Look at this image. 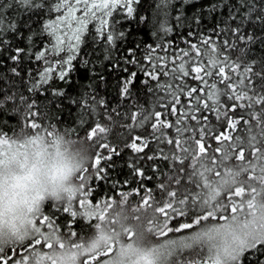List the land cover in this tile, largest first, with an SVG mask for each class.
I'll return each mask as SVG.
<instances>
[{
  "label": "snow or ice",
  "instance_id": "snow-or-ice-1",
  "mask_svg": "<svg viewBox=\"0 0 264 264\" xmlns=\"http://www.w3.org/2000/svg\"><path fill=\"white\" fill-rule=\"evenodd\" d=\"M141 2L5 0L0 4V69L6 61L16 62L8 69L16 77L6 78L0 71V156L6 155L13 145L18 149L39 145L40 129L46 136L53 135L44 128L41 118L44 114L35 107L36 101L31 95H25L15 84L5 88L2 82L20 77L17 69L27 58L35 59L41 66L29 73L32 83L25 86L28 94L48 85L53 73L58 80L68 83L80 45L86 42L82 37L89 16L99 22L97 33L106 42L104 58L110 61L111 70L127 73L116 82L119 96H132L131 86L139 72L147 77L142 84L155 82L147 91L165 110H146L132 104L124 111L119 105L112 107L97 92L70 98L80 109L78 121L84 138L94 141L91 164L78 167V187L65 188L64 196L55 195L41 204L43 196L37 193L31 200L25 198L18 202L13 198L9 205L0 203V264H244L249 254H264V61L258 67L256 61L245 64L241 73L240 63L232 61L230 55L222 58L219 55L235 48L233 38L245 41V46L238 49L241 55L247 45L264 43L261 34L264 33V0H180L179 14L175 16L172 15L173 0H148L147 15L139 11ZM80 5H83V16L77 17ZM184 5L194 9L190 18L184 13ZM12 8L17 9L18 15L21 9L57 13L63 9L66 15L49 17L33 31L31 17L4 23L3 12ZM221 8L227 11L222 20L218 15ZM120 13L126 15L119 17ZM205 18L217 21L210 29L212 35L204 37L200 32L190 31V36L199 39L195 43L188 40V49H179L178 55L175 50L167 57L158 55L157 48L164 49L158 43L155 47L143 45L144 52L138 57L141 45L135 44L120 58L110 59L113 48L119 51L117 41L122 44L131 35L119 27L121 19L136 28L148 27L153 35H166L172 31L173 20L176 24L188 20L200 26ZM237 19L240 23H236ZM246 24L253 30L252 34L244 31ZM61 26L72 32L74 42L67 49L60 34ZM22 29H27V34ZM45 34L49 37L46 42ZM92 38L95 40L96 36ZM18 39L28 43L21 47ZM37 40L48 46L37 48ZM87 55L81 56L86 67L91 63L84 58ZM145 60L147 65L143 63ZM177 60L178 65L168 67L169 62L175 65ZM129 65L137 70L129 71ZM226 69L235 73L236 78ZM193 73L192 79L200 86L189 87L183 83ZM92 78L105 83L103 72H95ZM53 94L55 98L65 97L66 91L53 90ZM181 96L185 101L182 102ZM9 112L23 118V126L17 121L19 131L9 128L3 118ZM209 113L215 121L223 122V131L215 130ZM169 116L175 119L169 120ZM116 128L128 132L130 139L124 141V147L137 154L129 164L132 180H114L112 191L94 201L91 197L98 187L96 181H108L115 164L113 157L121 154L107 140ZM25 129L35 131H29L31 139L26 143L17 144V137L23 136ZM134 129H145L146 135L132 136ZM241 130L245 133L243 136H233ZM74 131L71 127L66 130L68 134ZM116 136L119 138L122 133L117 132ZM153 141L157 149L148 155L145 150ZM159 144L170 146L171 155H163L162 159L170 162L171 174H165L164 180L146 188L145 182L152 181L156 173L146 176L137 162L154 160L163 152ZM120 183L135 184L133 191L140 197L138 205H129L131 191L119 192V200L112 194ZM17 204L25 209L21 214L17 213ZM50 207L60 208L70 218L86 219L89 223L81 232L87 230L90 235L85 238L69 228L65 239L53 215L45 214ZM188 230L189 235H175ZM72 237L78 239L73 241Z\"/></svg>",
  "mask_w": 264,
  "mask_h": 264
},
{
  "label": "trees",
  "instance_id": "trees-1",
  "mask_svg": "<svg viewBox=\"0 0 264 264\" xmlns=\"http://www.w3.org/2000/svg\"><path fill=\"white\" fill-rule=\"evenodd\" d=\"M5 0H0V4H3ZM8 2H11V0H8ZM50 2H54V0H50ZM174 8L172 9V15H178L179 12L177 11L180 9L181 4L180 0H173ZM147 6H148V0H142L141 4L139 5V11L142 14L147 15ZM135 7V5H134ZM197 7H199V4L197 3ZM81 11H83V5L78 6ZM184 13L187 17H191L192 12L194 9L188 5L183 6ZM65 14L66 12L62 9L60 13H57L55 11L48 12L46 9H35L32 11L27 10H20V14L18 15L17 9H7L3 12V20L4 23L7 24L9 20H13V22L28 20V17H31V20L29 23L31 24V27L33 31L37 30L42 26L41 21H45L51 17L55 19L56 16ZM99 15V14H98ZM114 15H116L114 13ZM126 15V13H120L119 17H123ZM219 18L222 20L227 15V11L223 8L218 10ZM93 18L88 20L87 24V30L83 34L82 39L86 41L85 43H82L80 45V54L77 55V60L73 61L74 65V71H71L69 73V82L65 83L63 81H60L56 78V74H52V79L50 80L48 85H44L43 88L37 89L31 94H28L25 91L26 85H31L32 83V77L29 75L30 72H35L39 70L41 67L38 62L35 59H27L25 58L23 61V64L20 68L17 69V71L20 73V77L15 79H5L2 83L5 88L8 86L15 84L16 88H18L21 92H25V95H31V98L36 101L35 107L40 109V111L44 114L43 117V125L44 128H46L48 131H52L55 129L57 132H62L65 134L66 138H69L71 140L80 141L83 139L86 143H89L90 145L94 143V141H88L84 138V134L82 132L81 126L78 121V113L80 112V109L77 107L76 104L71 103L70 98H76L79 97L82 93L85 92H97L99 93V97H103L112 107H116L117 105L120 106V108L124 111L129 110V106L132 104H136L137 106H143L146 110H157V111H165L163 108H161L156 103V97L153 96L151 93L147 91L148 87H154L155 82H149V84L146 86L141 83L142 80L147 79L142 73L138 72V75L136 77V80L134 84L131 86L132 89V96L131 97H120L118 92V85L117 81L120 79L121 76H126L127 73L120 72L119 70L112 71L110 66V61L104 58V47L106 46V42L103 38L99 36L97 33V29L100 27L99 22L97 20H92ZM111 17L109 20L111 21ZM217 21L215 19H209L205 18L200 26H197L196 24L190 23V21L186 20L182 22L181 24H176L175 21L170 22V26L172 27V31L164 34H157L153 35V30L141 26L140 28H136L134 24H129L127 20H120L119 27L122 30L128 31L131 33L129 37L125 39V41L121 44L119 41H117V46L119 47V51H116L115 48L112 49L110 53V59L115 60L120 58L122 55L125 54V50L133 47L135 44H140L141 49L138 52V57L142 56L144 52L143 45L151 44L153 47H155L156 44H162L164 45V49L157 48V54L160 56H170L173 54V51H176V54L178 55L179 49H188V40H191L192 42H197L199 39L196 36H190L189 33L192 30H195L197 32L201 33V36H211L212 33L210 29L212 28L213 24ZM236 23H240L239 19H237ZM235 26V25H233ZM223 27V26H221ZM22 31L27 34V29H22ZM244 31L248 34H252L253 30L249 25L244 26ZM259 32V30H256ZM264 35V33H261ZM96 36V39L94 40L92 37ZM45 42L49 39L47 34L43 37ZM52 42H55V38L52 37ZM213 39L215 37L213 36ZM28 42L24 39H18V44L21 47L26 46ZM217 44L220 43L219 40L216 41ZM232 43L235 45L234 49H228L226 53H219L221 55V58L223 55L227 54L230 55L231 60L235 61L237 63L241 64V69L239 70L241 73L243 72V67L245 64H250L252 61L257 62V67L259 66V63L261 61H264V43H261L260 41H257L256 43L249 44L244 49V54L241 55L240 49L241 47L245 46V41H236L234 38L232 39ZM65 44H69L65 41ZM48 46L47 44L41 45L40 41L37 40V48ZM87 53V56H84V58L88 59L91 63L86 67L81 62V56L83 54ZM61 56L66 58V56L61 53ZM6 59V58H5ZM16 62L14 61H6L5 65L3 66L0 71H2L5 75V77H16L15 73H11L8 69L15 65ZM145 65L148 64V61H143ZM180 63L179 60L176 61V64L173 65L169 62L168 67L172 68L175 67ZM136 67L134 65H129V71H136ZM151 70V69H149ZM226 71L229 72V75L233 76V79L236 78V74L232 73L230 70L226 69ZM95 72H103V75L105 76V83L101 84L99 80L93 79V74ZM179 75V73H177ZM192 75L190 74L189 77H186L183 81L187 86L193 87V86H200L199 82L194 81L192 79ZM21 78L22 81L21 82ZM165 81H167L168 78H163ZM173 83H176V81H172ZM209 83H212V79H209ZM206 87V86H204ZM46 89V90H45ZM65 90L66 96L55 98L53 94V90ZM203 96L204 93H201ZM97 97V98H99ZM182 102L185 101V98L181 96ZM164 101H161L163 103ZM198 115V114H197ZM5 120L8 121V127L15 129L16 131H19V128L17 127V121L19 120L20 126H23V118L18 116L16 113L9 112L7 115H4L3 117ZM209 118L212 121V124L215 125L216 131H223L224 130V124L223 122H217L212 118V114L209 113ZM169 120H174L175 117L169 116ZM76 121L73 123V121ZM89 123H91V120H89ZM191 124H195L194 121L190 122ZM71 127L75 131L71 134H68L66 132L67 129ZM84 127H87V125H84ZM25 131H35V130H29L25 129ZM41 133L45 134L43 129H40ZM120 132L122 133L121 137H117L116 133ZM245 133L241 130L237 133H233V136L241 135L243 136ZM132 136L136 135H146L145 129H134L131 133ZM128 132L124 129L116 128L112 133H110L107 137V140L110 144H114L118 147V150H120L121 154L119 157H113L115 164L110 169V177L108 181H96V185L98 186L95 189V193L91 199L94 201L97 197H100L104 193H109L112 191L111 189V183L114 180L123 181L125 178L132 180V176L129 175L130 173V167L129 164L132 162V160L136 157V153L132 152L130 149H126L124 147V141L129 140ZM160 149H163L162 153H158L156 158L152 161H138V166L143 167L146 176H153L154 173H156L154 179L152 181H146L145 187H152L155 185L158 181L165 179V174L170 175L169 170V161H166L162 159L163 155H171L170 152V146H167L166 144H159L158 146ZM212 147H216L215 144L212 145ZM157 149V144L153 141L149 144V148L145 150V152L148 155H151L155 150ZM103 150H101L102 152ZM95 150L91 148L90 156L94 155ZM143 155V154H140ZM219 155V154H217ZM103 163V162H102ZM91 160L88 161L86 167L90 166ZM229 166L231 165V162H229ZM135 187L134 183L130 184H123L120 183L117 185V189L112 194L116 196L117 200H119V192H133L132 196L129 197V205H138L140 203V197L137 195L133 189ZM78 208V206H76ZM45 214L53 215V218L55 221H57V226L61 227V235L68 239V237L65 235L69 228H71L74 231H77L78 234L83 235L85 238H87L90 233L85 230L81 232V229L84 225H87L89 222L86 219H83L82 217H76V218H70L68 213H64L60 208L58 207H50L46 211ZM142 219H144L142 217ZM78 221V222H74ZM221 223L223 221H220ZM146 223V221H145ZM207 223V222H205ZM190 230L184 232V233H177L176 236L180 235H189ZM172 234H170L171 236ZM73 241L78 239V237H72ZM159 239V238H158ZM157 242L156 240H153V243ZM16 247H19L17 245ZM191 258V257H189ZM260 261V264H264V254L260 252L251 253L247 256V258L244 259V264H257V261Z\"/></svg>",
  "mask_w": 264,
  "mask_h": 264
},
{
  "label": "clouds",
  "instance_id": "clouds-1",
  "mask_svg": "<svg viewBox=\"0 0 264 264\" xmlns=\"http://www.w3.org/2000/svg\"><path fill=\"white\" fill-rule=\"evenodd\" d=\"M52 132V136L40 133L39 145H28L26 149L13 145L6 155L0 156V203L9 205L13 198L18 202L25 198L31 200L40 193L43 204L55 195H66L65 188L78 187L77 169L87 165L91 145L83 139L66 138L55 129ZM29 139L31 133L25 131L23 136L17 137V144ZM16 208L18 214L25 210L19 204Z\"/></svg>",
  "mask_w": 264,
  "mask_h": 264
},
{
  "label": "rangeland",
  "instance_id": "rangeland-1",
  "mask_svg": "<svg viewBox=\"0 0 264 264\" xmlns=\"http://www.w3.org/2000/svg\"><path fill=\"white\" fill-rule=\"evenodd\" d=\"M90 2H91V0H90ZM79 7H80V6H79ZM98 14H99V13H98ZM64 15H65V14H64ZM76 15H77V17H82V16H83V11H81V9L78 10V11L76 12ZM91 18H92V17L89 16L87 19L89 20V19H91ZM92 20H93V19H92ZM73 27H75V22H73ZM60 34L64 36V39H65L66 42H68V43H72V42H74V41H72V32H71V29L63 28V26H61ZM54 43H55V42H54ZM68 45H69V44H65V45H64L66 49H67ZM69 54H70V53H69ZM174 238H175V237H174ZM42 250L47 251V249H42Z\"/></svg>",
  "mask_w": 264,
  "mask_h": 264
}]
</instances>
